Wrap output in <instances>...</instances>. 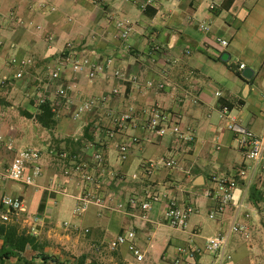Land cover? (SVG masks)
Returning a JSON list of instances; mask_svg holds the SVG:
<instances>
[{"label": "crops", "instance_id": "obj_1", "mask_svg": "<svg viewBox=\"0 0 264 264\" xmlns=\"http://www.w3.org/2000/svg\"><path fill=\"white\" fill-rule=\"evenodd\" d=\"M144 1L0 0V14H12L22 22L19 26H5L1 31L0 78L7 80L0 85V107L3 109L0 136L11 140L15 149L33 146L44 156L49 148L64 150L80 155L90 165L93 154L100 150L105 168L122 177L120 182H112L106 174L100 178L98 193L110 205L143 189H152L172 195L179 205L192 204L208 214L211 204L201 192L209 186V177L215 172L234 174L241 168L245 169L246 175L238 179L232 205L218 216L213 234L207 236L201 235L199 222L189 226L190 218L184 232L160 223L159 214L166 207L164 200L152 206L147 214V224L124 213L102 212L92 206L78 224L65 229L61 220L83 185L74 176H64L56 159L46 156L42 161L43 174L36 180V187L24 186L42 192L37 212L31 214L26 209L25 215L38 218L35 238L43 245L44 253L46 242L38 238L41 232L46 240L63 250L89 244L90 249L85 247L84 250H90V257L99 258L100 253L93 251V245L105 246L119 233L134 229L135 244L144 252V261L136 262L127 253L126 246H121L115 251L114 264H170L174 248L186 245L192 231L198 233L194 243L201 247L204 238L218 234L225 229L226 223L229 224L235 204L241 200L249 204L251 186L264 190V175L259 167L244 160L235 135L219 118L220 110L226 107L229 116L240 127L262 135L264 0H155L154 5L141 9ZM46 7H53V10L48 11ZM117 19H124L132 29L128 52L118 37L114 25ZM202 27H206V31H202ZM219 40L227 41V46H221ZM67 42L94 49L101 60L111 57L113 66L122 68L133 79L124 84L118 95L111 92L116 83L110 76L98 77L90 83L83 76L74 77L68 72L58 82L50 84L47 68ZM223 54L227 55L225 61L221 60ZM12 58L27 60L29 65L25 68L12 65ZM240 64L244 65L243 70L252 71L250 79L242 77L243 70H238ZM16 74H20V78H15ZM147 83L151 86L147 87ZM58 85L68 89L71 105L62 103L55 94ZM40 96L50 103L54 113L56 123L52 129L43 128L35 120L39 106L36 100ZM93 97L102 98L103 104L82 121H74L71 118L73 109L81 101ZM153 107L178 118L181 132L193 134L191 146L176 145L169 131L158 138L141 128L148 119L149 108ZM109 112L130 113L137 124L127 135L139 138L140 144L131 149L122 163L116 158V148L122 138L116 136L101 147L97 144L101 135L92 131L94 126L102 129L108 126L106 114ZM85 142L94 145L85 148ZM174 155L179 168L161 169L147 179L140 178L138 167L142 162ZM12 157L13 153L0 149L1 171L8 168ZM197 178L201 180L195 186ZM7 182L0 178V199L11 196L24 201L26 192L20 194L17 188L15 194ZM0 212V215L5 212L1 205ZM250 214L252 234L258 218L254 212ZM23 216H20L21 228L16 226L26 233ZM84 230L88 232L84 234ZM77 232L87 237L86 243L78 245ZM172 241L176 245L173 246ZM234 242L235 245L228 249L231 260L226 264L243 261L244 252L239 244L243 242L235 240L232 244ZM162 243L166 246L159 249ZM61 249L51 255L62 262L71 260L62 255ZM233 252L238 253L236 263ZM88 255L81 257L85 264H92ZM117 259H123V262ZM15 263L16 258L4 262ZM200 263L211 264L212 259L203 256Z\"/></svg>", "mask_w": 264, "mask_h": 264}, {"label": "built area", "instance_id": "obj_2", "mask_svg": "<svg viewBox=\"0 0 264 264\" xmlns=\"http://www.w3.org/2000/svg\"><path fill=\"white\" fill-rule=\"evenodd\" d=\"M154 4L155 0H145L140 8L144 9L146 6H152ZM46 9L52 11L53 7H46ZM21 23V20L12 14H0V46L3 44L1 31L4 27L12 25L19 26ZM114 25L117 29L119 39L124 44L125 51L128 52L130 49L128 38L132 32L130 25L124 19L114 20ZM201 30L206 31V27H202ZM218 42L223 47L227 46V41L225 40H219ZM10 62L12 65L20 68H25L29 65V61L27 60L18 61L12 58ZM113 65L114 62L111 57H106L101 60L99 54L94 49L67 42L64 44L58 57L47 68L46 73L50 84L58 82L60 77L68 72L74 77L83 76L90 83L98 77L110 76L116 83V86L111 92L112 94L118 95L124 84L130 82L133 78H130L131 76L128 77L122 68L114 67ZM243 69L244 65L240 64L238 70L242 71ZM15 78H20V74H16ZM6 80V78H0V85L2 86ZM150 86L151 84L147 83V87ZM68 93V89L65 87L55 86V94L62 103L71 105L72 101ZM36 102L40 105L45 102V99L40 96ZM102 104L103 99L100 97H93L81 101L71 112V118L74 121L80 122L85 116L94 112ZM2 111L3 109L0 107V114ZM228 113V108L223 107L220 110V120L226 122L225 128L235 135L244 160L251 163L255 168L259 167L261 174L264 175V114L261 117L262 135L258 136L240 127ZM106 117L108 118V126L104 129L101 126H94L92 131L101 135L97 143L101 147L111 142L116 136L122 138V141L116 148L117 161L122 163L129 156L131 149L140 144L139 138L127 135V132L136 128L137 124L130 113L117 115L109 112L106 114ZM178 122L177 117L157 107H153L149 108L148 119L141 125V128L149 135L158 138H162L165 132L169 131L174 136L176 145L184 144V146L189 147L193 143V134L191 132L182 133ZM93 145V143L89 142L84 143L85 148H90ZM0 149L13 153L8 168L5 171L0 170V178L26 187H36V180L43 174L42 161L44 157L48 156L56 159L64 176H74L83 185L81 192L75 197L72 208V215L76 218L82 217L90 207L94 206L102 212L115 211L124 213L131 218L137 219L142 224H147L149 222L147 214L151 211L152 206L164 200L166 207L159 214L160 223L171 229L184 232L190 216L198 211L192 204L179 205L172 195L157 192L152 189H143L137 194L129 196L124 201L110 205L109 201L98 193L100 178L106 174L107 178L112 182H120L122 181V177L116 172L109 171L105 168L100 150L95 151L92 156L93 164L90 165L80 155L71 154L64 150L49 148L46 156H44L42 151L36 147L15 149L11 140H5L1 136ZM177 168H179V165L174 155L172 157L144 161L139 165L138 170L140 178L147 179L161 169L172 170ZM245 175V169L241 168L234 174L215 172L209 177V186L201 192V196L211 204L208 219L216 220L218 216L223 214L225 209L232 205L238 179L245 177ZM176 187L179 186L177 185ZM0 205L5 210L0 215V224H7L12 217L19 218L26 214L24 201L20 197L4 196L0 199ZM251 212L257 214L250 204L242 200L235 204L227 230L204 238L201 247L195 245L194 238L197 237L198 233L192 231L186 245H180L174 248L173 254L169 259L170 264H202L200 263V258L203 256L210 257L212 259L211 264H226L230 262L231 256L228 254L230 236L237 235L245 243L250 241ZM25 219L24 223L27 226L26 234L36 237L38 231L37 226L39 224L38 218L36 216H29ZM63 227L65 229L72 228L71 224L68 223H63ZM87 232L88 230H84L83 233L86 234ZM135 241V231L134 229H130L116 235L105 246L93 245L92 249L95 253L99 254L103 251L104 247L108 250L116 251L121 246H126L127 253L136 262L140 263L144 261L145 254L136 246Z\"/></svg>", "mask_w": 264, "mask_h": 264}, {"label": "rangeland", "instance_id": "obj_3", "mask_svg": "<svg viewBox=\"0 0 264 264\" xmlns=\"http://www.w3.org/2000/svg\"><path fill=\"white\" fill-rule=\"evenodd\" d=\"M27 147H33V146H27ZM9 157V156H8ZM9 159V158H8ZM7 185L9 187V189L11 191H13L15 194L18 193L17 188H19V193H23L26 192V198H24V203L26 206V209L29 213H33L35 214L38 210V206L40 203V198H41V191L35 192L33 191V188H26L20 184L14 183V182H7ZM30 194V196L28 197V195ZM32 194V195H31ZM74 202L70 201V204H68L67 209H66V213L64 214V217L62 218L61 221H63L64 223H68L73 225L78 224L80 218H76L72 215V207H73ZM198 211L194 214H192L190 216V220H189V226L195 223H200L201 224V235H210L213 234L215 227H214V223L215 220H210L208 219V214L207 212L203 209V208H199L197 209ZM1 213V212H0ZM29 215H24L22 218H27ZM257 227H253V231L251 234V238L250 241L248 243H245L244 241H242V239L240 237H238L237 235H232L229 238V243H228V249L232 246L235 245V242L232 244L233 241L237 240V242L242 241L243 243H239L241 248H242V252H244V257H243V261L241 264H264V229H262V226L260 224L261 221H259V216L257 214ZM51 220H55V219H51ZM21 217L20 218H15L12 217L9 223H14L17 224L20 228H21ZM230 221V220H229ZM227 225H229L228 223H226ZM224 225L225 229L222 230V232L226 231L228 226ZM78 234V235H77ZM45 235L41 232L38 236V238H42L41 240H44L46 242V253L47 254H53L55 252L56 249H61L59 245L55 244L54 242H51V240H46V238L44 237ZM75 236H78L77 240H78V245L79 243H86V238L87 237H82L81 233L77 232L75 234ZM89 243V242H87ZM87 246L84 247L82 245V247H77V249H70V247H67L65 250L61 249L62 255L65 254L68 256V258L72 259L73 261L77 258H80L81 256H85L90 254V250L87 252L85 251V247H88V249H90V245L86 244ZM172 245H176L173 244L172 241ZM166 246V244L162 243L160 244L159 249L160 248H164ZM162 251V250H161ZM229 251V250H228ZM87 252V253H86ZM45 253V254H46ZM115 251H111L108 249H104L101 253L99 258L96 257H90V255H88V260H90V262L92 264H114L116 262V256H115ZM231 253V252H230ZM233 261L236 263L237 257H238V253H234L233 252ZM54 256V255H53ZM91 258V259H90ZM150 261V258H148ZM121 260V259H117ZM123 262V259L121 260Z\"/></svg>", "mask_w": 264, "mask_h": 264}, {"label": "trees", "instance_id": "obj_4", "mask_svg": "<svg viewBox=\"0 0 264 264\" xmlns=\"http://www.w3.org/2000/svg\"><path fill=\"white\" fill-rule=\"evenodd\" d=\"M24 115L27 118L31 117L28 114ZM35 120L46 129H52L55 126V116L51 111L50 103L45 101L38 106ZM248 201L258 214L260 224L264 229V190L251 186ZM0 239L2 241L0 264H4L10 258H16L15 264H85V259L82 257L74 261L71 259L62 262L58 257L45 254L43 245L37 242L35 237L26 234L23 230H18L16 224H0Z\"/></svg>", "mask_w": 264, "mask_h": 264}, {"label": "water", "instance_id": "obj_5", "mask_svg": "<svg viewBox=\"0 0 264 264\" xmlns=\"http://www.w3.org/2000/svg\"><path fill=\"white\" fill-rule=\"evenodd\" d=\"M226 57H227V55L226 54H223L221 56V60L225 61L226 60ZM251 74H252V71L250 69H245V70L242 71V77L245 78V79H250ZM199 180H201V179L200 178H197L196 179L195 186H198L199 185Z\"/></svg>", "mask_w": 264, "mask_h": 264}]
</instances>
